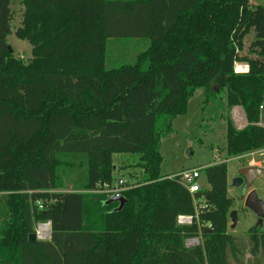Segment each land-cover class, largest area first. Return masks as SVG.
<instances>
[{"label": "trees", "instance_id": "16d2710c", "mask_svg": "<svg viewBox=\"0 0 264 264\" xmlns=\"http://www.w3.org/2000/svg\"><path fill=\"white\" fill-rule=\"evenodd\" d=\"M14 1L27 61L7 41ZM250 1L0 0V264H264V222L229 232L226 162L202 168L207 186L193 194L161 173V139L198 88L245 110L244 128L228 119L227 154L264 149V1ZM127 35L149 47L107 66L110 40ZM119 152L139 153L143 169L121 210L92 192L116 180ZM48 222L51 237L30 240Z\"/></svg>", "mask_w": 264, "mask_h": 264}, {"label": "rangeland", "instance_id": "374dc122", "mask_svg": "<svg viewBox=\"0 0 264 264\" xmlns=\"http://www.w3.org/2000/svg\"><path fill=\"white\" fill-rule=\"evenodd\" d=\"M263 1L251 0L250 7L254 9ZM13 9L12 33L8 35L7 41L12 45L15 56L27 61L32 56V45L28 39L19 38L15 34L22 18L23 4L21 1L14 2ZM254 39L255 31L252 28L244 37V49L240 55H251L249 48ZM108 47L107 66H120L124 63H134L137 56L149 47V39L145 36H120L112 38ZM235 69L237 70V64ZM212 89L216 92L198 88L188 102L186 114L173 119L172 132L161 139L160 152L163 158L161 173L166 176L176 175L183 171L204 168L215 162H226L229 195L235 200L234 209L238 210L239 218L236 227L232 229L229 217V232L245 237L248 230L257 222V216L245 206V196L249 191L256 190L258 196L264 200V175L259 176L247 190H243L244 186L243 188L232 186V178L237 177L239 169L243 167L264 168V149L249 151L237 156L227 154L226 131L230 116H228L226 92L220 91L216 85L212 86ZM235 112L238 121L243 120L242 110L236 108ZM260 124L264 125V120ZM139 158V153H114L115 179L136 181L142 178L143 169ZM73 177L74 174L66 180L69 189L73 186L71 180ZM201 181L206 187L203 177ZM36 230H39V225ZM45 239H49V236Z\"/></svg>", "mask_w": 264, "mask_h": 264}, {"label": "water", "instance_id": "95a60500", "mask_svg": "<svg viewBox=\"0 0 264 264\" xmlns=\"http://www.w3.org/2000/svg\"><path fill=\"white\" fill-rule=\"evenodd\" d=\"M261 119L264 120V104L261 107ZM264 174V168L249 166L243 167L239 169V175L237 177L232 178V186L234 187H241L244 182V189L247 190L252 183L261 175ZM118 203L117 210H121L127 202V199L124 196H113L107 200V203ZM245 206L249 208L256 216H257V224L262 225L264 222V200L261 199L256 190L249 191L245 196ZM231 219V228L234 229L238 223V210L234 209L230 213ZM50 225V232H51V223ZM51 237V234H50ZM30 240H37L39 239L37 233L30 234Z\"/></svg>", "mask_w": 264, "mask_h": 264}, {"label": "built area", "instance_id": "2783aa9c", "mask_svg": "<svg viewBox=\"0 0 264 264\" xmlns=\"http://www.w3.org/2000/svg\"><path fill=\"white\" fill-rule=\"evenodd\" d=\"M248 70V68H247ZM236 72H239L236 70ZM246 72V71H244ZM202 168H195L189 171H183L179 174L176 175H169L168 177L173 178V177H180V182L185 185L190 193H195L198 192L199 190H201L203 188V182L201 181L202 179V172H201ZM132 187V185H128L127 181H125L124 179L120 178L118 180H115L114 182H110V183H104L102 185H100L98 188H96L95 190H92V192L95 193H104L106 194L109 198L113 197V196H123V192ZM193 221V216L191 215H179L178 216V223L181 225L184 224H191ZM42 224V223H40ZM38 224V225H40ZM49 224V222H48ZM50 226V225H49ZM36 233L39 237V239H45L46 237L49 236L50 238V234L48 236H40L39 234V230H36ZM202 241V237L201 235L198 237H193V238H189L186 240V245L187 246H197L199 244H201Z\"/></svg>", "mask_w": 264, "mask_h": 264}, {"label": "crops", "instance_id": "0c3cea01", "mask_svg": "<svg viewBox=\"0 0 264 264\" xmlns=\"http://www.w3.org/2000/svg\"><path fill=\"white\" fill-rule=\"evenodd\" d=\"M14 2H16V1H14ZM14 2L11 4V9L12 10H14L13 9ZM12 21H11V26H12ZM236 108H239V109L242 110V112H243V120L241 119V120L238 121V119L236 118V112H235ZM228 114H229L228 116H230L231 120L234 122L235 126L238 129H242V128H244L248 124L247 116H246L245 110H244V108L242 106H234V107L228 108Z\"/></svg>", "mask_w": 264, "mask_h": 264}, {"label": "bare ground", "instance_id": "6f19581e", "mask_svg": "<svg viewBox=\"0 0 264 264\" xmlns=\"http://www.w3.org/2000/svg\"><path fill=\"white\" fill-rule=\"evenodd\" d=\"M248 68L246 64H237V70L239 72H244ZM236 111V110H235ZM39 234L40 236H48L50 234V226L48 223H42L39 225Z\"/></svg>", "mask_w": 264, "mask_h": 264}, {"label": "flooded vegetation", "instance_id": "af4514ba", "mask_svg": "<svg viewBox=\"0 0 264 264\" xmlns=\"http://www.w3.org/2000/svg\"><path fill=\"white\" fill-rule=\"evenodd\" d=\"M244 185H245V182H244V184L242 185V188H243Z\"/></svg>", "mask_w": 264, "mask_h": 264}]
</instances>
